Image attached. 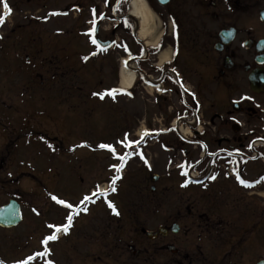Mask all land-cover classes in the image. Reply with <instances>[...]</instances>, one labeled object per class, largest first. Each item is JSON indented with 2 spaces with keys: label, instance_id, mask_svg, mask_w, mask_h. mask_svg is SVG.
Listing matches in <instances>:
<instances>
[{
  "label": "flooded vegetation",
  "instance_id": "obj_1",
  "mask_svg": "<svg viewBox=\"0 0 264 264\" xmlns=\"http://www.w3.org/2000/svg\"><path fill=\"white\" fill-rule=\"evenodd\" d=\"M45 1L110 45L94 66L115 85L95 91L87 59L48 54L57 35L0 56V264H264V1L145 0L157 46L139 39L131 0ZM124 62L131 91L117 82ZM116 105L121 139L168 137L180 152L156 183L146 169L140 204L111 200L105 181L79 201L90 122Z\"/></svg>",
  "mask_w": 264,
  "mask_h": 264
},
{
  "label": "rangeland",
  "instance_id": "obj_2",
  "mask_svg": "<svg viewBox=\"0 0 264 264\" xmlns=\"http://www.w3.org/2000/svg\"><path fill=\"white\" fill-rule=\"evenodd\" d=\"M257 2L259 0H256ZM45 5V0H11L10 7H8L10 9V22L6 21L0 25V56H4L5 61H10L11 56L28 55L24 49L27 44L26 40L33 45L35 41L40 43L49 41V39L53 40L57 35L58 47L56 50L52 49V52L48 54L60 55L63 59L64 57H71L80 64L82 60L87 59L86 65L93 74L91 87L95 91L112 88L115 85V80L109 77L106 69H103L102 77H100L95 68V66L98 68L103 62V52L99 54L95 45L91 44L92 33L83 28L73 31L70 27L71 14L66 17L51 16L52 10L45 9ZM262 8H264L263 4L256 10ZM4 11V5L0 0V17H3L2 13ZM70 40L74 41L73 45H70ZM12 44L15 45L14 48H12ZM61 49L66 51L63 52L62 50L61 53ZM3 71L4 69H0V73H3ZM101 82L103 85H100ZM193 94L194 92H192ZM128 105L131 108L135 106L130 101H128ZM118 109V105L111 106L107 110L109 112L107 116L96 110L97 114L92 117L96 123L90 122V125L93 126L92 135L85 142L90 141L88 144H93L89 148H84V151L91 157V161L87 165L83 163L80 169V173L86 175V181L83 186L79 183L77 187L79 201L85 196L90 185L100 181H108L101 186L104 187L107 184L109 190L114 188L115 194H119L118 199L124 203L133 201L136 205L140 204L141 199H143L141 195L145 194V192H142L145 187L140 188V184L144 182L145 177L148 175L145 170L147 167L146 161H151V164H148L149 166L156 164L157 168L153 172L155 171L156 174L160 175L165 173L163 168L168 166L170 155L175 157L173 153L180 152L176 144L168 137L165 140H152L149 145L139 148L138 142L133 138L121 139L118 127ZM83 135L86 136L87 134L84 133ZM167 144L170 146L161 148ZM171 144L175 148L171 147ZM101 145H107L115 149V156L107 147L102 148ZM186 148L195 150L192 145H187ZM170 150L174 151L171 152ZM167 152L169 153L167 154ZM119 156H123L125 159L120 161L117 159ZM79 162L81 164L83 160ZM117 168L120 169L119 172H117ZM114 199L116 198L111 200Z\"/></svg>",
  "mask_w": 264,
  "mask_h": 264
},
{
  "label": "bare ground",
  "instance_id": "obj_3",
  "mask_svg": "<svg viewBox=\"0 0 264 264\" xmlns=\"http://www.w3.org/2000/svg\"><path fill=\"white\" fill-rule=\"evenodd\" d=\"M131 15L140 23V38L147 42L148 45L157 46L164 35L162 22L143 1L136 0L131 10ZM169 53L164 58H169ZM122 83L128 89L134 84V74L128 69L122 72Z\"/></svg>",
  "mask_w": 264,
  "mask_h": 264
},
{
  "label": "snow or ice",
  "instance_id": "obj_4",
  "mask_svg": "<svg viewBox=\"0 0 264 264\" xmlns=\"http://www.w3.org/2000/svg\"><path fill=\"white\" fill-rule=\"evenodd\" d=\"M4 9H5V11H6V14H9V13H10V9L8 8L7 3L4 4ZM53 14L55 15V14H57V13H53ZM3 23H4V18H3V17H0V25H2ZM93 43H95V41H93ZM107 94H108V95H113L114 93L109 92V93H107ZM101 99H103V94H101ZM101 147H102V148H103V147H107V148L109 149V151H111V152L113 153V155L115 156V149H113V148H111L110 146H107V145H101ZM117 159H119L120 161H123V160L125 159V157H123V156H119V157H117ZM119 171H120V169L117 168V172H119ZM240 183H241L242 185H244V186H250V185L246 184L245 181H240ZM113 191H115L114 188H113ZM53 199L55 200L56 198L53 197ZM85 199L87 200L88 197H85ZM56 202L59 203V204L64 205L65 207H67V208H69V209L72 208V205H70V204H66V203H65L64 201H62V200H57ZM109 207H113V206H112L111 204H109ZM113 211L115 212L114 207H113ZM68 219H69V221H70V220H71V216H69ZM49 227L51 228V227H53V226H52V225H49ZM55 231H56V232L64 231V232L66 233V232H67V227H63V228H59V227H58V228H56ZM55 239H56V235H55V234H52V235L46 237L45 240H44L43 242H44L45 244H47L48 241H52V240H55ZM45 251H47V249H45ZM29 259H31V257H30ZM25 264H26V262H25ZM49 264H51V262H49Z\"/></svg>",
  "mask_w": 264,
  "mask_h": 264
},
{
  "label": "water",
  "instance_id": "obj_5",
  "mask_svg": "<svg viewBox=\"0 0 264 264\" xmlns=\"http://www.w3.org/2000/svg\"><path fill=\"white\" fill-rule=\"evenodd\" d=\"M102 45H103V46H110V45H107V44H106V45H105V44H102ZM156 179H157V177L155 176V177H154V180H156Z\"/></svg>",
  "mask_w": 264,
  "mask_h": 264
}]
</instances>
